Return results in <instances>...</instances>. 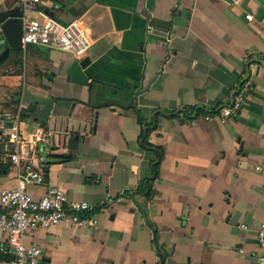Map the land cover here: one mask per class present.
<instances>
[{"label":"crops","instance_id":"1","mask_svg":"<svg viewBox=\"0 0 264 264\" xmlns=\"http://www.w3.org/2000/svg\"><path fill=\"white\" fill-rule=\"evenodd\" d=\"M59 2L90 48L81 58L22 49L21 70L0 75V113L22 102L20 134L52 141L35 150L45 182L28 193L58 187L70 202L97 205V224L29 228L23 242L41 249L36 264H255L264 221V18L255 14L264 0ZM111 7L132 15L127 30H115ZM239 93L240 115L221 122L218 110ZM16 185L0 148V188Z\"/></svg>","mask_w":264,"mask_h":264},{"label":"built area","instance_id":"2","mask_svg":"<svg viewBox=\"0 0 264 264\" xmlns=\"http://www.w3.org/2000/svg\"><path fill=\"white\" fill-rule=\"evenodd\" d=\"M20 8L22 48L28 45L41 46L71 54L75 58L86 55L91 42L82 23L71 20L67 23L48 17L41 9L43 0H14ZM239 0H228L229 4H237ZM253 21L251 15H246ZM148 27V32H151ZM243 95L237 94L230 106L218 110L221 122L237 118L242 110ZM25 105L20 102L12 110L0 113L1 138L3 141L4 160L15 171L17 185L14 189L0 188V231L5 239L0 242V264H36L41 254L37 246H26L24 234L29 228H49L63 220L72 225L94 227L97 221L93 215L98 206L86 202H70L64 191L58 187H47L39 198L28 193V186H39L45 182L44 157L37 150L51 144V139L39 134L26 137L20 134L19 125ZM210 116L204 120L209 121ZM194 126L195 122H191ZM259 170V169H258ZM123 196L115 198L122 201ZM245 228L244 226H241ZM258 251L254 253V263L264 264V221L256 230ZM240 253L243 249L238 250ZM9 257L5 259V257ZM4 257V258H3ZM3 258V259H2Z\"/></svg>","mask_w":264,"mask_h":264},{"label":"water","instance_id":"3","mask_svg":"<svg viewBox=\"0 0 264 264\" xmlns=\"http://www.w3.org/2000/svg\"><path fill=\"white\" fill-rule=\"evenodd\" d=\"M243 14L242 19H245L246 15L251 13V9L248 6V1H244L242 4ZM44 13L58 21L59 23L70 22L64 20L68 15V11L65 9L62 3L59 0H54L50 6L44 8ZM110 14L113 21V25L116 31L127 30L131 26L132 15L120 8L111 7ZM20 8L14 6L12 8H3L0 9V35L2 36V43H0V64L3 63L10 51H20L22 50L21 36H22V26L20 21ZM264 18V7L259 6L256 10L255 20L261 21ZM90 64L89 58H83L79 66L82 69H85ZM141 93V89L134 92V96H138ZM233 102V100H232ZM231 102V104H232ZM35 106L30 104L27 107L28 112H33ZM148 128L144 129L143 136L147 134ZM156 152L155 150H153Z\"/></svg>","mask_w":264,"mask_h":264},{"label":"trees","instance_id":"4","mask_svg":"<svg viewBox=\"0 0 264 264\" xmlns=\"http://www.w3.org/2000/svg\"><path fill=\"white\" fill-rule=\"evenodd\" d=\"M14 4H15V6H17L15 1H14ZM12 7H14V6H12ZM12 7L9 6V7H4V8H12ZM33 49L34 48H33L32 45H28V46H26L25 53H27L29 51L30 52L34 51ZM22 55H23V50L15 51V52L14 51H10L9 54H8V57L6 58V60L2 64H0V75H6L7 74V72L2 71V69H3V66L5 65V63H7L9 60L12 62V65L15 68L18 69L16 71V73L19 72L21 70V68H22V63H23L22 62ZM130 108H133V109L136 110L135 106H131ZM136 113L138 115V122H139L140 125H142L143 124V120H142L141 114L138 111H136ZM25 114H26V110H23L22 114H21V118ZM0 148H1V154H2L3 153V142H2V145H1Z\"/></svg>","mask_w":264,"mask_h":264},{"label":"rangeland","instance_id":"5","mask_svg":"<svg viewBox=\"0 0 264 264\" xmlns=\"http://www.w3.org/2000/svg\"><path fill=\"white\" fill-rule=\"evenodd\" d=\"M10 1H12V0H10ZM7 3H10V2H7ZM3 8H4V7H3ZM3 8H1V6H0V9H3ZM0 43H2V36H1V35H0ZM9 65H12V62H11V61H10V64L8 63V64L4 65L2 70H3L4 72H5V71H6V72H10V71H11V72H12V71L14 70V68L11 67L12 69H11V68H10V70L7 69V68H8L7 66H9ZM15 90H17V89H15ZM28 90H29V89L26 88V87L23 88V90H22V91H23V92H22V98H23V99H27V97H28V95H27V91H28ZM18 92H20V89H18ZM9 94H10V93H8V95H9ZM10 99H11V97H10ZM9 108H11V107H8L7 110H10Z\"/></svg>","mask_w":264,"mask_h":264}]
</instances>
